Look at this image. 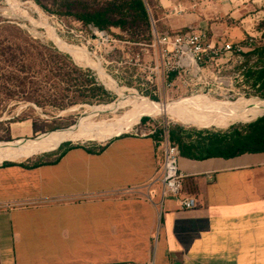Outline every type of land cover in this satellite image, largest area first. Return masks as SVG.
Masks as SVG:
<instances>
[{"label":"crops","instance_id":"obj_1","mask_svg":"<svg viewBox=\"0 0 264 264\" xmlns=\"http://www.w3.org/2000/svg\"><path fill=\"white\" fill-rule=\"evenodd\" d=\"M100 147L0 168V264H264V153L180 157L181 196L198 206L171 198L160 212L156 141L122 135Z\"/></svg>","mask_w":264,"mask_h":264},{"label":"rangeland","instance_id":"obj_2","mask_svg":"<svg viewBox=\"0 0 264 264\" xmlns=\"http://www.w3.org/2000/svg\"><path fill=\"white\" fill-rule=\"evenodd\" d=\"M144 1L150 16L152 33L155 31L161 35H174L203 31L208 41L218 43H240L249 38H253L256 44L261 42L264 31V0ZM43 2L46 4L45 0ZM50 9L48 7V10ZM0 17L25 30L42 44H52L59 52L68 55L76 66L92 70L99 82L114 96V100L108 104L78 103L64 110H56L55 106L58 104L51 100L42 101L44 105L42 108L34 103H18L13 115L18 116L28 107H32L33 111L29 112L31 117L40 121L47 120L50 125L55 121L56 125L61 127L35 134L32 131L31 120L16 123L12 125V140L0 141V146H12L20 142L19 140H34L47 133L73 129L78 124L92 132L75 131L72 139L66 142L57 143L39 154L17 161H0V166L5 162L31 165L35 162L53 160L61 148L68 147L63 146V143L99 148L115 137L131 135L136 129L155 133L160 131L159 135H164L171 126L194 130H226L232 125L247 123L255 116L264 114V100L256 101L257 98L246 96V88L238 86L241 83L237 70L240 61L235 55L226 56L213 69H209L205 63L201 66L202 72L196 73L191 69L187 73H175L171 76L172 88L165 89L161 79L154 78L152 86L146 84V78L155 65L156 50L152 48L145 50L128 39H120L123 34L118 29L105 31L110 38V42H105L90 28H84L72 18L49 13L34 0H0ZM212 27L217 30L216 36ZM239 35H243L242 38H238ZM137 54L143 55V59L136 65ZM61 64L65 62L61 60ZM218 70L221 71L220 74H217ZM233 71L238 76L233 75ZM217 78L222 79V83ZM50 89L46 87V91ZM133 97L163 105L172 104L179 109H201L213 111V114L221 111L231 116L238 114L245 116L233 123L204 125L194 116L180 119L158 111L153 116L142 115L121 132L101 136L99 131L124 121L128 113L136 107ZM256 109L259 110L257 114ZM9 118L10 116L5 115L3 120ZM143 118L147 119L145 123H142Z\"/></svg>","mask_w":264,"mask_h":264},{"label":"trees","instance_id":"obj_3","mask_svg":"<svg viewBox=\"0 0 264 264\" xmlns=\"http://www.w3.org/2000/svg\"><path fill=\"white\" fill-rule=\"evenodd\" d=\"M34 1L45 11L72 18L86 29L90 26L106 32L118 29L123 34L120 39H128L134 44L152 42V24L144 0H45L46 4L43 0ZM48 7L51 9L48 10ZM261 39H264V31ZM240 59L237 70L241 83L238 86L246 88V96H253L256 101L264 100L263 41L242 53ZM61 60L65 64H61ZM47 86L50 91H46ZM46 100L56 102V110H64L78 103L108 104L114 96L92 70L76 66L68 55L59 52L52 44H42L25 30L0 17V141L12 140V125L29 120L35 134L61 127L55 121L50 125L47 120L31 117L29 112L33 111L32 107L18 116L13 115L18 103H34L42 108V101ZM5 115L10 118L3 120ZM146 120L143 118L142 123ZM159 134L160 131H156L150 137L157 141ZM168 137L170 143L178 148L180 157L195 161L264 153V116L232 125L226 130L171 126ZM62 145L68 147L61 148L53 160L31 165L5 162L0 168L30 169L52 164L68 149L79 146ZM102 149L91 148L89 152L96 153Z\"/></svg>","mask_w":264,"mask_h":264},{"label":"built area","instance_id":"obj_4","mask_svg":"<svg viewBox=\"0 0 264 264\" xmlns=\"http://www.w3.org/2000/svg\"><path fill=\"white\" fill-rule=\"evenodd\" d=\"M105 42H110V38L105 31L89 27ZM153 38L150 44H138L143 48L156 50L155 65L151 74L146 78L147 85H154V78L161 79L165 89L173 86L171 76L175 73L185 72L194 69L196 73L202 72L201 66L208 64L209 69L215 68L219 60H223L228 55H235L240 59V55L256 46L253 38L246 39L238 43H218L208 41L203 31H194L185 34L161 35L153 31ZM142 56V58H141ZM143 55L137 54L135 63L140 64ZM221 71L218 70L217 74ZM233 75L238 76L234 73ZM222 83V79L217 78ZM155 95L154 92H152ZM135 137L154 136V131L145 132L136 129L132 132ZM163 152L162 175L155 183L160 185L158 207L162 212L165 201L177 199L181 209L193 210L198 206L197 201L191 197H182L185 175L179 168L180 153L176 146L169 141L168 133L159 135L156 141ZM152 199V195L149 196Z\"/></svg>","mask_w":264,"mask_h":264},{"label":"bare ground","instance_id":"obj_5","mask_svg":"<svg viewBox=\"0 0 264 264\" xmlns=\"http://www.w3.org/2000/svg\"><path fill=\"white\" fill-rule=\"evenodd\" d=\"M135 98V108L128 113V115L124 118V121L117 122L111 128L106 130L99 131L101 136L104 135H111L114 133L121 132L125 130L127 127L131 126V124L141 117L142 115H155V112H164L170 115L177 116L180 119H186L187 116H194L198 119V121L202 122L204 125H213V124H226V123H233L235 120H239L244 118L245 115L238 114L236 116H231L225 112L217 111L214 112L210 111L207 112L205 110H186V109H179L174 107L172 104L163 105L159 103H153L148 99H142L139 97ZM213 105V104H211ZM215 106V104H214ZM217 106V105H216ZM205 108V107H204ZM203 109V107H202ZM206 109V108H205ZM255 114L259 113V110L256 109ZM250 115L252 113H249ZM254 115V113L252 114ZM260 116V115H259ZM255 116L251 120L257 118ZM250 120V121H251ZM75 131L78 132H92L88 130L82 124H78L73 129L63 130V131H55L52 133L44 134L34 140H27V141H20L15 145H1L0 146V161L4 160H18L30 157L32 155H36L41 153L44 149L51 148L53 145L66 142V140L72 139V135Z\"/></svg>","mask_w":264,"mask_h":264},{"label":"water","instance_id":"obj_6","mask_svg":"<svg viewBox=\"0 0 264 264\" xmlns=\"http://www.w3.org/2000/svg\"><path fill=\"white\" fill-rule=\"evenodd\" d=\"M262 116H264V114L258 116L257 118L262 117ZM257 118H255V119H257ZM255 119H253V120H251V121H254ZM251 121H248V122H251ZM248 122H247V123H248Z\"/></svg>","mask_w":264,"mask_h":264}]
</instances>
